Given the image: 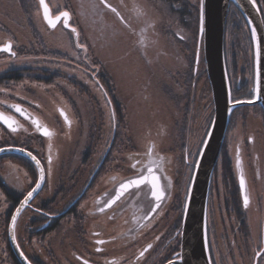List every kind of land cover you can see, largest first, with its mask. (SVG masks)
Segmentation results:
<instances>
[{"label":"rangeland","instance_id":"1","mask_svg":"<svg viewBox=\"0 0 264 264\" xmlns=\"http://www.w3.org/2000/svg\"><path fill=\"white\" fill-rule=\"evenodd\" d=\"M109 2L118 9L119 15L108 11L99 0H48L54 14L60 11L70 13V25L76 29L74 33L62 24L49 28L43 18L40 0H0V45L11 42L15 52V55L0 53V109L14 110L13 105H22L53 133L49 138L32 143L33 150H39L44 160L48 156L53 158V162L48 163L46 193L56 190V186L59 188L63 180L71 179L73 174L77 178L82 173L84 175L88 160L97 159L99 148L102 149L107 142L110 144L107 148L110 155L104 168L107 177L117 174L118 164L124 163L125 169V165L131 166L132 162L140 168L145 162H160L166 189L170 192L167 203L170 204L176 196L181 200L186 196L187 202L214 116L204 44L199 40L203 0ZM259 6L264 17V8L260 3ZM228 16L224 54L227 53L234 89L240 92L237 100L250 101L253 100L255 86L252 38L243 16L235 7L230 9ZM86 58L91 64L96 61L104 65L110 78L121 81L120 87L117 83L125 108L121 125H116L114 113L111 114L107 108L100 111V99L96 100V105L93 104L97 99L94 93H78L77 86L63 81L87 78V69L92 70V67L84 66ZM1 74L9 76L3 79ZM184 81L190 85L183 84ZM62 88L74 96L73 100L81 106L82 115L80 118L71 115L70 125L56 126L57 108L63 106L65 109L67 104ZM261 109L255 105L231 111L233 119L221 150L223 160L211 178L210 186L214 180L219 182V192L229 188L234 192V187H230L228 182L235 181V178L238 181L242 175L250 192V203L242 212L245 219L243 230L248 231L249 238L244 234L248 240L237 244L235 249L233 246V252L224 248L221 251L224 262L234 256L237 259L243 257L244 264H264V246L256 257L254 252L264 233V112ZM208 113H212L208 130L206 122L198 127L195 120L189 127V116H197L198 119ZM25 126L17 130L15 140L20 139V132H28ZM205 130L207 133L194 169L186 171L187 188L182 193L170 165L174 158L182 160L180 152L188 149L193 137L200 140ZM4 138L3 130H0V142ZM9 140L13 141L12 138ZM7 161H0V186L4 176L11 179L14 176L16 178L13 179L18 181L22 179L16 163ZM92 200H96L95 197ZM5 202L0 189V264H16L8 247L12 217L3 212L7 206ZM223 215L224 220H221L216 209L211 211L208 224L211 227L209 239L213 243L222 242L221 232H231ZM121 218L128 223L125 215ZM38 219L39 216L28 213L19 219L17 225V240L27 255L38 258L39 264H82L79 259H87L83 253L82 224L66 219L56 232L41 233L42 224ZM119 222L120 219L111 223L106 216L105 220L96 222L91 232H103L100 236L110 240L104 247L111 259L116 257L119 261L130 257L132 260L142 247L137 251L129 249L133 238L128 235L129 230L124 234L125 229H119ZM60 232L65 233L60 235ZM94 232L90 234L91 241L98 237ZM143 232L135 240L139 241ZM69 236L78 239L69 245L66 243ZM215 238L216 241L213 240ZM137 264L152 263L144 258Z\"/></svg>","mask_w":264,"mask_h":264},{"label":"flooded vegetation","instance_id":"2","mask_svg":"<svg viewBox=\"0 0 264 264\" xmlns=\"http://www.w3.org/2000/svg\"><path fill=\"white\" fill-rule=\"evenodd\" d=\"M46 1L48 6L50 7L48 0ZM99 1L104 7L107 8L108 11L112 12L113 14L117 15V13H119L118 9L115 6H113L109 2V0H104V3H102L101 0ZM112 8H115L116 12H113ZM231 8L234 7L231 6L230 9ZM51 12L53 16L57 15L54 14L52 9ZM228 20H229V16H228ZM70 21L71 18L69 20V26H70V30H72L73 26L70 25ZM61 24L64 26L63 22L59 23L57 26ZM228 28L229 26L228 24H226L225 34H227ZM74 33H76V31ZM161 36L163 37L162 33ZM226 39L227 36H225V40ZM199 40H200V36H199ZM224 50H225V46H224ZM12 52H14L13 49ZM0 53H7L8 55H11V53L5 51H0ZM88 54H90L89 50H88ZM85 61L86 62L84 66L92 67V70L87 69V72H89L87 78L83 80L68 79L63 81L66 84H73L77 86L78 93H85V94L94 93L97 99H94L93 104L96 105L97 104L96 100L100 99L102 102V109L100 111L104 112L105 109L107 108V111H110L111 114L114 113L116 117V125H121V119L123 115L125 116L124 103L121 99L122 98L121 89H118V85L120 87L121 81L113 80L112 78H110V75L104 68V65L97 63L96 61H93V63L91 64L87 58ZM225 62H226L227 75L231 90V100L233 103H237L236 101H238L237 99L240 92L236 90V88L234 89L233 82L231 81V70H230V64L228 63V59H227V53H225ZM196 63H198V59ZM97 64H99L100 66ZM8 76L9 75L7 74H3V75L1 74V77L3 79H7ZM182 83L187 86L190 85L188 81H184ZM209 87H210V83H209ZM61 93L64 95L63 97L66 98L65 100L67 104L65 106V109L63 106L57 108L58 114L56 115L55 117L56 120L54 121L55 122L54 124L56 126L57 124L58 125L69 124L65 121L64 116L61 115L60 112L61 109L66 114L69 121L71 115L72 116L75 115L79 118L82 115V110H80L81 106L78 104V102H75L73 100L74 96H71V94L66 89L63 88L61 89ZM94 95L92 96L94 97ZM244 101H248V100H244ZM19 107L23 110L22 112H18L16 111V109L14 110L0 109V112L14 119L16 122H18L20 127H22L25 124L26 125L25 127H27L29 130L24 134L20 132L21 135L20 139L15 140L14 135L18 131L12 132L5 124L0 123V130H3V134L5 137L4 139L1 140L2 144L0 149L19 148L25 150L27 152H30L37 159L39 164H37L36 166L34 162L18 154H7L0 157V161L8 159L7 161L8 163L9 162L16 163L18 167L17 172H19L20 173L19 175L22 176V179H20L19 181L13 179L16 178L14 176H12V179L7 176L6 177L4 176L5 179H3L1 182L2 186H0V189L3 190V194L6 200L5 205H7L4 207V211H3L6 216H8V214H11L12 217L15 210L27 197L28 192L30 191L32 192L37 187V185L41 183V189L36 194L35 198L32 201H30V203L21 213L20 218L26 216V214L28 213L39 216L38 222L42 224L39 230L41 231V233L44 232L52 233L54 231L56 232L60 227V225L63 223V221H65L66 219L67 220L71 219L73 221L76 220V222L82 224L83 227L82 240H84L85 242L83 253L87 257V259L85 258L79 259L81 260L82 264H85V262L86 264H116V263L121 264L122 262H123L122 264H137L140 260L144 258L150 261L152 264H168L169 261H173L179 257L180 249H181L183 218L186 208V196L185 198H183V200L179 199V197L176 196V198L172 200L170 204L167 203L170 198L169 195L170 192L166 189L167 188L166 182L164 181L163 178L162 165H160L161 164L160 162H152V163L149 162V164L145 162V164H143L141 168L140 166H138V164L136 165L134 162H132L131 166L125 165L126 167L125 169H123L124 163L122 164L117 163L118 164V165L116 164L118 168L117 174L115 175L112 174L107 177V175H105L106 170H104V168L105 165L107 164V160L110 155L109 154L110 152H108L107 149L110 146V144L106 142L103 145L102 149L99 148L100 156L97 159L90 158L88 160L84 175L82 173L77 178V176L72 173L73 177H71V179L63 180L59 188H57L56 186V190H54L51 193H46L45 191L49 181L48 163H52L53 158L51 156H48L44 160V157L40 154L39 150H33L32 143L36 144L37 142L40 141L41 138H49V136L43 135L42 132L38 130L37 127L33 124L32 121L38 119L35 118V116H33V114L30 113L26 107L22 105L21 106L19 105ZM236 111L237 109L234 112ZM211 116L212 113L210 114L208 113L207 115H202L201 118L198 119L197 116L196 117L189 116L188 117L189 127L192 126L193 121L195 120L197 122L196 126L198 127L202 124V122H206L207 123L206 129L208 130L211 123ZM231 119H233L232 116H230L229 125H231L232 122ZM41 125L45 126L48 130H50L47 125H43V124ZM207 130H205V134L201 137L200 140H198L197 137H193L188 149L183 151V153L180 152L182 156V160L181 159L177 160V158H174L175 160L170 165L171 168L174 169V172L176 174L175 175L176 180L179 185L178 187L181 189L182 193H184V191H186L187 188L186 178H188V175L186 174V171L188 169L190 170L194 169ZM11 135H13V137H9ZM11 138L13 141L9 140ZM151 153L152 150L151 152H149V154ZM49 157H51L50 162H49ZM222 157L223 154L220 153L214 172L218 170L219 165L222 163L223 160ZM133 164H135V168L133 167ZM11 166L14 167L13 165ZM149 167H152L154 169V174L159 177V182L164 193L163 199L159 202V207H156L157 202L154 200V198L151 195V186L149 184H142L139 186V188L133 187L128 191L123 192V194L120 195L119 199H117L111 205V207H105V205H107L108 202L117 195V192L120 189V185L122 183L132 178H138L141 175H147L148 174L147 169ZM40 171L43 173V176H41ZM241 176L242 175L239 176L238 181L235 178L236 182L235 181L228 182V185H230V187H234V192H232V190H229L230 188L228 190H224L223 193L219 192L218 191L219 182L216 180H214V182L210 186L209 197H208L207 224L209 223L208 221L210 219L211 211L215 212L216 209V212L218 213L221 220H224L223 214H225V217L227 218L229 222V226L231 228V232H226V231L221 232L220 239L222 240V242L213 243V241L212 240L210 241L209 239L211 235V227H209V224L207 225L208 251H209L211 264H244L243 257H239L237 259L233 256L227 262H224L223 259L221 258V251L224 248H226L229 252H233L237 244H239L240 242L247 241L248 240L247 238H249L248 231L243 230L245 219L243 217L242 212L244 208L247 207L245 206L244 203L245 196H247L248 203H250V195H249L250 192H248V185L246 182L247 180H245L244 177L243 178L245 184L244 187L241 188V183H240ZM62 195H63V199L62 197L60 199V196ZM93 197H95L96 200H92ZM80 204H83V206H79ZM101 208H103L104 211H101L100 210ZM124 215L127 217L128 223H125L124 222L125 219L121 218ZM106 216H109L111 223H117V220L120 219L119 223L121 226L119 225V229L120 228L122 230L125 229L124 234H127L126 231L129 230L128 235H131L133 238V241L128 246L130 250L136 249L137 251L139 247H142L139 254L132 260L130 259V257H126L124 260L122 259L119 261H117L116 257L111 259L104 247L107 243H109L110 240L107 237L100 236L103 232L93 231L98 237H96L92 241L90 240L91 237L90 234L93 233L91 232V229L94 228L98 220L101 219L105 220ZM220 223L222 224L221 221ZM141 231H144L142 233V237L138 238L139 241L135 240V238L138 236V234ZM214 232L216 233L215 228H214ZM8 233H9V229H8ZM49 233H46V235L47 234L49 235ZM64 233L65 232H60L59 234L63 235ZM217 233H219L218 229H217ZM244 234H247L246 239ZM16 235H17V227H16ZM231 236H233L232 240H231ZM236 238L238 239V243H236ZM76 239H78V237H76ZM76 239H73V237L69 236V241H66V243L70 245V243H75ZM213 240L216 241L217 239L215 238ZM97 241H104V243H97ZM17 242L24 255L28 258V260L32 264H39L40 261L38 260V258L35 259V257H30L24 252V249L19 239L17 240ZM259 243H260L259 247L258 245H256V249H254L255 257L256 255L259 254L260 249H262L264 246V233H262ZM149 245H151L150 248L148 247ZM233 246L234 249L232 248ZM8 247H10L9 236H8ZM97 249H100V251H97ZM141 253H143V255H141ZM108 259L110 261H108Z\"/></svg>","mask_w":264,"mask_h":264},{"label":"water","instance_id":"3","mask_svg":"<svg viewBox=\"0 0 264 264\" xmlns=\"http://www.w3.org/2000/svg\"><path fill=\"white\" fill-rule=\"evenodd\" d=\"M232 5L241 13L247 24L253 42L255 58L253 100L239 103H233L231 100L224 54L225 28ZM41 9L43 13V8L41 7ZM262 15L261 9L255 0H203L200 41H203L204 44L207 74L214 100V116L191 183L183 218L180 254L177 259L173 260L174 264H211L207 241L208 197L212 174L224 144L231 111L234 108L255 105H259L264 111V19ZM46 24L48 25L47 22ZM66 28L70 29L69 21ZM29 153L25 150L21 151L19 148H4L3 151H0V157L7 154H18L31 160L37 166L39 164L37 159ZM40 174L43 176L41 171ZM40 189L41 183L39 187L35 188V191H32V197L27 199L26 202H24L25 200L22 201L18 206L19 213H17V209L15 210L13 214V216H16L15 225L12 223V218L9 224L10 247L20 264L32 263L24 255L17 242V222L21 213L35 198Z\"/></svg>","mask_w":264,"mask_h":264},{"label":"snow or ice","instance_id":"4","mask_svg":"<svg viewBox=\"0 0 264 264\" xmlns=\"http://www.w3.org/2000/svg\"><path fill=\"white\" fill-rule=\"evenodd\" d=\"M101 2L104 3V0H101ZM40 5L43 8L44 19L46 20V22L48 23V25L50 27L55 28L57 26V24L61 23V22H63L65 27L68 26V21L71 18L70 13L68 11H60L57 15L53 16L51 9L49 8L48 4L46 3V0H40ZM112 11L116 12V9L112 8ZM117 15H119V13H117ZM72 31L75 32L76 29L73 28ZM0 51L9 52V53H11V55H15V53L12 52L11 42L7 43L6 45L0 46ZM236 102L239 103L240 101H236ZM12 107H14L16 109V111H18V112L23 111L19 106L13 105ZM60 112H61V115L64 116L65 121L67 123H69V125H70L71 122L68 120L66 114L63 112L62 109L60 110ZM32 122L37 127V129L42 132L43 135H46L49 137H51L53 135V133L50 130H48L45 126H42L38 120H33ZM0 123L5 124L12 132H16L20 127L18 122H16L11 117L6 116L2 112H0ZM151 150L152 149L150 148L149 151L151 152ZM0 151H3V149H0ZM21 151H23V150L21 149ZM29 155H31V153H29ZM33 159H35V158L33 157ZM162 159L163 158L161 157V160ZM50 161H51V157H49V162ZM133 167L135 168V164H133ZM147 173H148L147 175H141L138 178H132V179H129L126 182L122 183L120 185V189L117 192V195L112 200H110L108 202V204L105 205V207H111V205L117 199H119L120 195H122L123 192L128 191L129 189H131L133 187L139 188V186L142 184H149L151 186V195L154 198V200L157 202L156 207H159V202L163 199V196H164L163 190H162L160 182H159V177L154 174V169L152 167H149L147 169ZM240 183H241V188H243L244 184H245L243 176H241V178H240ZM37 187H39V185H37ZM33 191H35V189ZM32 194L33 193L31 191L28 192L27 197L25 198L24 202H26L27 199L31 198ZM244 203H245V206H247V204H248L247 196L244 197ZM100 210L104 211L103 208H101ZM17 213H19V209H17ZM15 221H16V216H13L12 217L13 225H15ZM97 243H104V241H97ZM148 247L150 248L151 245H149ZM97 251H100V249H97ZM141 255H143V253H141ZM85 264H86V262H85ZM169 264H174V262L169 261Z\"/></svg>","mask_w":264,"mask_h":264},{"label":"trees","instance_id":"5","mask_svg":"<svg viewBox=\"0 0 264 264\" xmlns=\"http://www.w3.org/2000/svg\"><path fill=\"white\" fill-rule=\"evenodd\" d=\"M257 2H259V3L263 6V8H264V0H257ZM259 3H258V4H259ZM228 26H229V24H228ZM9 249H10V247H9ZM10 252H11V255H12V257L14 258L16 264H20V263L16 260V258H15V256H14V254L12 253L11 249H10Z\"/></svg>","mask_w":264,"mask_h":264},{"label":"bare ground","instance_id":"6","mask_svg":"<svg viewBox=\"0 0 264 264\" xmlns=\"http://www.w3.org/2000/svg\"><path fill=\"white\" fill-rule=\"evenodd\" d=\"M259 5V4H258ZM259 8H260V6H259ZM263 16V15H262ZM263 19H264V17H263Z\"/></svg>","mask_w":264,"mask_h":264}]
</instances>
